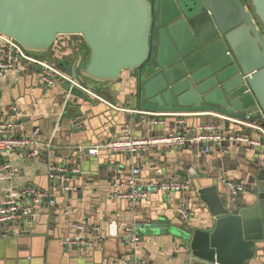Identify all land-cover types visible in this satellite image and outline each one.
Returning <instances> with one entry per match:
<instances>
[{"label":"water","instance_id":"1","mask_svg":"<svg viewBox=\"0 0 264 264\" xmlns=\"http://www.w3.org/2000/svg\"><path fill=\"white\" fill-rule=\"evenodd\" d=\"M0 36L40 55L61 37H78L87 58L57 67L79 84L98 83V97H111L127 72L137 111L173 124L184 117L185 126L201 115L248 120L264 133V0H0ZM60 87L67 103L94 102L68 82ZM244 152L249 205L222 192L216 175L208 186L194 182L189 193L213 220L209 229L190 227L193 219L182 221L171 206L136 225L140 234L174 235L184 264H248L264 255V150Z\"/></svg>","mask_w":264,"mask_h":264},{"label":"crops","instance_id":"2","mask_svg":"<svg viewBox=\"0 0 264 264\" xmlns=\"http://www.w3.org/2000/svg\"><path fill=\"white\" fill-rule=\"evenodd\" d=\"M87 56L88 50L80 38L61 37L41 59L57 67L58 61L81 63ZM39 74L34 66L24 65L18 73L0 76V119L14 118L9 108L16 107L19 113L16 116L17 134L30 136L37 131L40 141L52 143L50 148L40 147L33 160H22L16 156L8 159L15 177L8 185L0 184V200L10 187L32 185L48 192L55 203L43 202L35 208L27 232L20 227L0 229V264H106L130 253V247L119 239L122 227L148 223L156 219L157 214L167 213L171 206H196L190 194L184 195L186 199L182 200L178 194L154 193L137 206H130L127 201L111 200V186L114 182L125 181L134 163L142 166L139 177L142 184L173 180L187 182L191 187L198 182L200 188L213 183L214 176L221 175L229 181L245 184L244 192L237 196L238 202L249 205L253 201L251 186L242 181L247 176L241 168L243 153L246 156L250 153L244 152L247 148L237 145L225 144L222 150L228 151V155L219 151L206 154L194 147L182 151L157 149L140 157L100 151L96 156H83L79 160L74 147L107 143L119 134L123 126L134 124V116L115 111L95 99L92 104L67 103L61 85L47 88L40 83ZM133 89L131 76L124 72L122 82L111 94L113 100L100 98L111 106L136 110L132 108L129 96ZM65 101L66 107L60 116ZM198 117L203 120L197 122ZM80 119L82 121L77 123ZM190 119L193 120L186 123L184 129L189 136L195 134L201 125L220 123L216 120L219 118L211 115L192 116ZM134 128L136 135H145L141 126ZM172 128L173 122L165 121L163 127H157L150 135H162ZM52 164L77 166L80 174L66 184H53L46 176L47 167ZM190 174L197 177L191 178ZM217 183L222 192L229 193L220 181ZM83 219L100 226L101 242L85 249L64 247L61 240L74 234L71 225ZM192 222L190 227L209 229L213 220L204 208L195 207ZM87 234L92 236L90 232ZM140 235L137 254L149 264H184L182 245L174 235H150L148 229ZM248 264H264V255L259 253Z\"/></svg>","mask_w":264,"mask_h":264},{"label":"built area","instance_id":"3","mask_svg":"<svg viewBox=\"0 0 264 264\" xmlns=\"http://www.w3.org/2000/svg\"><path fill=\"white\" fill-rule=\"evenodd\" d=\"M24 65L34 66L40 70V83L51 88L57 84L68 82L72 87L81 89L92 99L105 103L115 111L129 113L137 116L138 121L122 127L119 134L100 145H79L74 147L79 158L83 156L92 157L100 151L108 152L112 155H126L140 157L157 149H173L182 151L184 149L198 147L203 153L219 151L223 155H228V151H223L225 144L237 145L245 148H260L259 140L264 137V133L248 120H233L222 118L218 124H205L196 128L195 134L189 136L184 131V117H176L173 128L163 135L151 136V128L163 127L165 118L168 116L145 114L137 110L120 109L111 106L105 100L86 89L82 84L77 83L63 70L53 66L49 61L30 56L27 51L20 47L13 40L0 36V76L8 73H18ZM67 101V98H65ZM63 103L60 116L66 107ZM9 111L14 114V118L0 119V184H10L15 171L11 162V156L19 157L22 160H33L39 154V148L51 147V142L43 143L38 139V132H33L30 136H19L17 134L16 116L19 114L16 107H10ZM247 119V117L245 118ZM147 128L145 135H136L135 128L139 126ZM152 134V133H151ZM142 166L134 163L129 170V175L125 181L113 183L110 191V199L115 201H127L135 205L148 200L154 193L162 195L178 194L185 200L184 195L190 193L191 185L187 182L164 181L161 183L142 184L139 177ZM80 174L77 166H67L65 164H52L47 167L46 176L53 184H66L71 178ZM221 185L228 189L233 197L239 196L245 190L243 182H232L225 176L219 179ZM43 202L51 205L55 203L48 192L36 186L26 185L5 190L0 200V229L20 227L25 232L30 230V218L34 215V210ZM196 207V206H195ZM195 207L177 205L176 214L182 221H188L195 216ZM73 235L61 240V244L66 248H92L100 243L103 234L100 226L93 224L87 219L80 220L71 225ZM121 242L130 247V253L124 258L108 261L106 264H149L137 254V246L141 242L140 229L135 225L121 228ZM90 232L92 236L87 233Z\"/></svg>","mask_w":264,"mask_h":264},{"label":"rangeland","instance_id":"4","mask_svg":"<svg viewBox=\"0 0 264 264\" xmlns=\"http://www.w3.org/2000/svg\"><path fill=\"white\" fill-rule=\"evenodd\" d=\"M28 54L30 55V56H35V57H38V58H40V56L41 55H39V54H37V53H31V52H28ZM85 80L86 79H84L83 80V85L88 89V90H90L91 92H93L95 89H96V86L98 85V83H94V82H91V81H87L86 80V82H85ZM97 95V94H96ZM99 97H101V96H99ZM103 98H105L106 100H110V101H112L113 99L111 98V97H103ZM181 227H179L181 230H185V229H187V227L185 226V225H180Z\"/></svg>","mask_w":264,"mask_h":264},{"label":"trees","instance_id":"5","mask_svg":"<svg viewBox=\"0 0 264 264\" xmlns=\"http://www.w3.org/2000/svg\"><path fill=\"white\" fill-rule=\"evenodd\" d=\"M40 55V54H39ZM45 55V54H44ZM44 55H41L40 58H42V56L44 57Z\"/></svg>","mask_w":264,"mask_h":264},{"label":"flooded vegetation","instance_id":"6","mask_svg":"<svg viewBox=\"0 0 264 264\" xmlns=\"http://www.w3.org/2000/svg\"><path fill=\"white\" fill-rule=\"evenodd\" d=\"M150 1V0H149ZM247 1H249V0H247Z\"/></svg>","mask_w":264,"mask_h":264}]
</instances>
